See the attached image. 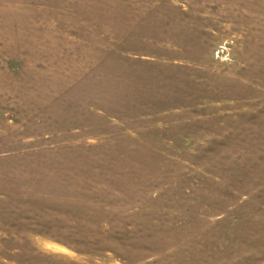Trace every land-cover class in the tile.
I'll use <instances>...</instances> for the list:
<instances>
[{
  "label": "rangeland",
  "instance_id": "rangeland-1",
  "mask_svg": "<svg viewBox=\"0 0 264 264\" xmlns=\"http://www.w3.org/2000/svg\"><path fill=\"white\" fill-rule=\"evenodd\" d=\"M0 264H264V0H0Z\"/></svg>",
  "mask_w": 264,
  "mask_h": 264
}]
</instances>
